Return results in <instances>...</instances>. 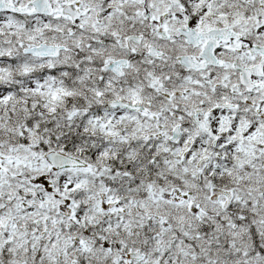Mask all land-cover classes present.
I'll list each match as a JSON object with an SVG mask.
<instances>
[{
    "label": "snow or ice",
    "instance_id": "1",
    "mask_svg": "<svg viewBox=\"0 0 264 264\" xmlns=\"http://www.w3.org/2000/svg\"><path fill=\"white\" fill-rule=\"evenodd\" d=\"M0 264H264V0H0Z\"/></svg>",
    "mask_w": 264,
    "mask_h": 264
}]
</instances>
